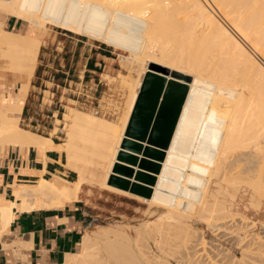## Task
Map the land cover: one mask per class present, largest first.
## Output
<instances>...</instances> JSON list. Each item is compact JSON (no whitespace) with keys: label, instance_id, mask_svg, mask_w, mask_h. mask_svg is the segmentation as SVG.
I'll use <instances>...</instances> for the list:
<instances>
[{"label":"bare ground","instance_id":"1","mask_svg":"<svg viewBox=\"0 0 264 264\" xmlns=\"http://www.w3.org/2000/svg\"><path fill=\"white\" fill-rule=\"evenodd\" d=\"M65 3L67 8H64ZM172 10L185 13L184 22L179 20L185 25L181 26L183 30H177L179 33L176 31V38L173 40L172 36L173 41L168 42L164 34ZM0 13L22 19L31 27L33 23L42 31L47 29V22L128 54L129 57L120 55L122 62L127 63L122 65L137 77L119 75L126 88L124 112L117 121H109L93 113L69 108L64 117L66 142L62 146L65 152L90 153L91 146V155H99L109 163L106 182L114 175L150 187L139 176H155L156 184L150 199L120 191L109 182L105 187L149 206L168 205V218L186 217L187 203L195 200L199 216L209 227L219 229L215 222L229 218L231 210L220 201L221 190L210 191L208 183L215 178L238 188L240 176H235L236 167L255 154L264 157V0H0ZM1 24L0 59L9 63L5 64L8 70L22 78H30L38 62L42 36L9 35ZM200 32L204 34L205 48L200 51L203 54L198 55L192 40L195 42L194 35ZM188 46L189 52L194 50L195 53H188ZM208 50H211L210 54ZM192 54H197L196 59L191 57ZM153 65L170 68L171 72L185 77H165ZM148 73L189 88L157 175L144 166L145 161L157 163L155 158L146 155L145 151L137 153L122 149L143 78ZM187 77L191 81L186 80ZM107 80L115 82L109 77ZM26 89L21 90L26 93ZM20 94L1 99L0 152L9 147L44 149L48 142L20 127L24 100V95ZM78 144L84 145L83 148L80 149ZM121 152L135 157L136 163L120 161L117 155ZM247 161L245 173H250L251 161ZM118 164L129 169L131 176L116 172L114 167ZM80 182L66 181L62 188H56L43 179L35 185L20 186L14 196L21 199L22 204L0 206V241L13 220L12 207L27 211L38 207H64L77 198ZM248 183L252 181L249 179ZM216 185L220 186L218 182ZM150 230L147 227L140 229V235L148 234ZM135 244L120 232L89 233L83 239L82 250L68 255L65 264H150V260L144 259L147 253L136 249Z\"/></svg>","mask_w":264,"mask_h":264},{"label":"crops","instance_id":"2","mask_svg":"<svg viewBox=\"0 0 264 264\" xmlns=\"http://www.w3.org/2000/svg\"><path fill=\"white\" fill-rule=\"evenodd\" d=\"M0 23L9 35L42 36L38 62L30 78L8 70L9 63L0 59V102L23 94L20 127L48 140L44 149L9 147L0 152V206L10 207L11 203L22 204L14 196L20 186L35 185L43 179L56 188H62L66 181L76 183V174L66 167L62 146L65 114L81 106L109 113L104 101L114 95V84L107 77H119L116 54L121 56L98 41L57 27L33 34L23 20L1 13ZM84 190L80 189L73 203L61 208L27 211L12 207L13 220L0 241V264H65L68 255L82 248L85 235L96 223L93 198Z\"/></svg>","mask_w":264,"mask_h":264},{"label":"rangeland","instance_id":"3","mask_svg":"<svg viewBox=\"0 0 264 264\" xmlns=\"http://www.w3.org/2000/svg\"><path fill=\"white\" fill-rule=\"evenodd\" d=\"M65 6H67L66 3L64 8H67ZM61 10L63 9L61 8L60 12ZM172 12L170 11L168 14L170 21L166 26L167 32L165 31L166 34H164L168 42L173 41L176 38L174 37L176 31L185 25V23H180L182 19L184 22L185 13L176 11L178 13L176 15L175 11L172 10ZM26 23L29 25L28 22ZM28 28L33 34L46 31L40 30L33 23L32 27L30 24ZM46 28L56 27L46 22ZM171 30L174 32L172 33ZM179 32L180 30L177 31V33ZM194 37L195 42L192 40V43L196 44L194 46L197 47L196 52L201 55L203 53L200 54V51H204L205 48L204 34L200 32ZM193 44L191 45L193 46ZM190 46L186 51L195 53L194 50L189 52ZM208 49L210 48L208 47ZM209 52L211 50H208ZM119 53L129 57L128 54ZM187 54L186 56H189ZM196 55L192 54L191 57L196 59ZM199 57L197 56L198 59L201 58ZM116 58L118 59L119 74L137 77L136 73L122 65L127 63L122 62L117 54ZM120 80L123 81V78L118 77L115 82L113 81L111 93L114 95L104 101L108 108L106 111L109 113H102L95 109L90 110L82 106L76 109L86 113L91 112L109 121H117L124 112L126 101V88ZM64 137L66 142V136ZM78 146L82 149L84 145L78 144ZM89 149V152L92 153L93 148L90 146ZM77 151L80 153L75 151L66 153V167L76 174V182L81 180L80 189H85V193L93 198L92 205L96 210V223L90 234L104 230L120 232L136 242V249L147 253L144 255V259L150 260V264H264V157L261 158L255 154L253 158L250 156L249 159L243 160L244 163L236 167L235 176H240L238 188H236L237 185L234 187L215 178H212L208 183L210 191L221 190L220 201L231 210L229 218L215 222L219 226V229L216 230L209 227L207 222L199 216L195 200L187 203L186 217L175 219L168 218L170 210L168 205L166 207L165 204L149 206L132 197L107 191L105 185L109 181H105V176L109 166L108 161L102 160L99 155ZM241 154L246 156V153ZM247 160L251 161L250 173H245L248 170L245 169L248 168ZM249 179L252 181L251 184L248 183ZM217 182L220 184L218 187ZM207 200L210 198L208 197ZM145 227L151 229L150 232L140 235V229ZM101 247H103L102 244ZM81 250L82 248L78 252Z\"/></svg>","mask_w":264,"mask_h":264},{"label":"water","instance_id":"4","mask_svg":"<svg viewBox=\"0 0 264 264\" xmlns=\"http://www.w3.org/2000/svg\"><path fill=\"white\" fill-rule=\"evenodd\" d=\"M153 67L163 72L165 77L169 75L173 79L185 77L178 72H171L168 68L157 65ZM165 77H158L151 73L145 76L126 129V139L122 143L123 150L137 153L145 151L146 155L155 158L157 163L144 162V166L155 175L160 172V164L164 161L165 151L170 145L189 91L187 85L173 80L168 81ZM186 80L191 81V78L187 77ZM118 159L131 164L136 163V158L125 152H121ZM114 170L125 176H131L132 173L119 164L114 167ZM139 179L150 187L130 183L114 175L109 179V184L117 189L150 199L156 177L140 175Z\"/></svg>","mask_w":264,"mask_h":264}]
</instances>
